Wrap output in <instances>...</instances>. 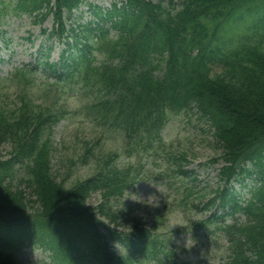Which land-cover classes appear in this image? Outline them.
<instances>
[{
    "label": "trees",
    "instance_id": "obj_1",
    "mask_svg": "<svg viewBox=\"0 0 264 264\" xmlns=\"http://www.w3.org/2000/svg\"><path fill=\"white\" fill-rule=\"evenodd\" d=\"M50 3L21 0L18 7L32 14L45 4L53 17L50 38L64 49L45 66L60 83L83 82L94 95V119L121 132L129 152H155L168 116L194 110L212 130L221 178L259 185L243 204L228 185L217 189L203 210L229 209L209 215L210 224L233 213L246 217L244 225L220 228L230 241L226 264H264V0H124L107 10L88 4L93 19L68 29L63 13L69 21L81 0ZM232 25H246L245 34L220 44ZM13 78L29 82L22 70ZM19 99L12 110L0 106V143L11 147L0 157V264H19L16 256L28 247L49 253L50 264H135L161 254L157 236L112 203L136 177L109 157L67 188L53 173L46 134L62 111L56 102L36 105L26 92ZM92 193L102 198L95 208L86 206ZM121 220L125 232L116 229Z\"/></svg>",
    "mask_w": 264,
    "mask_h": 264
},
{
    "label": "rangeland",
    "instance_id": "obj_2",
    "mask_svg": "<svg viewBox=\"0 0 264 264\" xmlns=\"http://www.w3.org/2000/svg\"><path fill=\"white\" fill-rule=\"evenodd\" d=\"M101 5L108 7L109 0ZM86 8L85 5L81 7L83 10ZM89 18V14L85 13L83 20ZM4 20L7 24L0 26V79L16 66L33 63L37 51L49 46V42L39 34V26L32 25L29 18ZM42 27L50 28L51 20ZM3 32L6 34L2 36ZM6 38L9 41L11 39L8 47L4 46ZM59 49L54 43L51 59L58 58ZM37 75L34 77L37 82L31 75L27 76L29 82L2 79L0 105H6L7 109L18 107L21 103L19 98L25 92L35 99L36 105L57 103L64 118L53 127L50 137L53 147L51 164L59 180H65L68 175V183H73L93 173L96 165L93 159L90 158L88 164L79 161L84 145L93 147L97 157L116 153V165L119 168L128 167L132 174H137L136 183L125 192L121 204L145 226L152 228L156 225L155 232L163 240L165 249L173 252L169 257L171 262L166 260L164 264H220L225 261L227 244L214 226L206 230L200 227L192 230V223L204 217L193 205H201L200 200L204 203L209 199L210 191L219 183L218 169L221 163H212L216 152L211 145L213 140L205 121L199 120L196 114H171L162 131V143L156 153L130 156L119 131L111 130L108 123L100 124L93 120V95L77 94L81 82L50 85L45 80L47 74L39 71ZM97 140L99 143L95 145ZM9 150L10 144L1 143L0 157L7 158ZM182 155L187 163L181 160ZM72 162L77 163L72 165ZM180 168L192 171L193 174L183 177L179 174ZM193 177L196 182L190 180ZM235 186L238 190V186ZM132 195L142 200L155 196L156 200L154 205L146 206L134 202L136 197ZM99 201V195L93 194L87 203L95 207ZM16 259L19 264H50L48 254L40 249H25ZM140 264L158 263L151 261Z\"/></svg>",
    "mask_w": 264,
    "mask_h": 264
},
{
    "label": "clouds",
    "instance_id": "obj_3",
    "mask_svg": "<svg viewBox=\"0 0 264 264\" xmlns=\"http://www.w3.org/2000/svg\"><path fill=\"white\" fill-rule=\"evenodd\" d=\"M132 196L136 197V199L133 200L134 202L143 203L146 206H152V205H154L153 202L156 200V197L155 196H149L146 200L140 199L137 195H132Z\"/></svg>",
    "mask_w": 264,
    "mask_h": 264
}]
</instances>
